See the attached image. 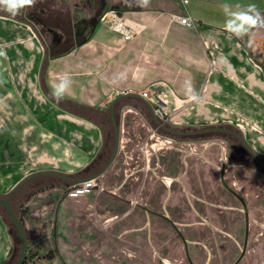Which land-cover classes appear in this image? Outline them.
<instances>
[{
    "label": "crops",
    "instance_id": "1",
    "mask_svg": "<svg viewBox=\"0 0 264 264\" xmlns=\"http://www.w3.org/2000/svg\"><path fill=\"white\" fill-rule=\"evenodd\" d=\"M250 4L264 14V0H150L148 6L135 0H107L92 24L85 21L74 33L75 44L54 56L33 24L0 13V195L7 196L21 181L39 173L82 179L99 172L106 144L103 117H111L113 106L116 114L124 103L125 110L139 111L132 100L145 105L136 96H122L125 93L142 96L148 91L156 96L168 114L165 119L157 117L173 129L236 130L264 162V63L245 44L249 38L264 46V27L242 37L225 30L229 16L223 6L238 11ZM109 10L118 11L132 28L131 40L100 23ZM173 15H189L195 27ZM64 74L72 84L63 102L57 103L51 93ZM198 159L202 197L204 192L229 195L225 187L230 185L219 178L212 185L205 183L202 154ZM238 168L230 171L240 188L253 195L256 221L262 206L255 196L264 183L256 182L258 170ZM240 170L248 174L239 175ZM196 172L189 167L191 176ZM59 175H37L12 195V206L26 227L39 216L30 213L32 199L24 198L28 186L34 180L52 179L58 180L52 190H60L73 182ZM219 201L220 206L227 205ZM14 254V234L0 211V264L10 263Z\"/></svg>",
    "mask_w": 264,
    "mask_h": 264
},
{
    "label": "rangeland",
    "instance_id": "2",
    "mask_svg": "<svg viewBox=\"0 0 264 264\" xmlns=\"http://www.w3.org/2000/svg\"><path fill=\"white\" fill-rule=\"evenodd\" d=\"M70 1L37 0L35 6L26 8L20 15L15 16L36 27L44 43L50 48L51 56L71 48L75 44L74 33H79L80 25L85 21L91 25L107 0H72V4L68 5ZM0 13L6 12L0 10ZM245 44L252 54L264 63V46L259 40L248 38ZM131 102L137 105L139 111L125 110L127 103L117 109L116 117L121 129L120 146L112 164L103 175L96 178L98 186L91 194L68 198L62 191L64 189L52 190L56 187L51 184L58 181L52 179L34 180L28 186L24 198L32 199L30 213H39V216L28 222L27 227L23 224L28 240L24 264H209L210 252L204 249L207 254L204 252L205 260L201 261L199 245L195 242L202 234L207 237L209 246L211 227L173 226L165 217L171 216L172 220L179 223H195L196 213L193 207L190 208L186 203V199L190 202L189 197L185 199L183 192L175 190L179 188V183L173 181L172 176L179 169L182 160L191 159L194 162L200 154L203 157L205 183L212 185L218 180L221 169H229V172L225 173L226 181L245 199L252 218L250 237H259V241L255 240L254 243H262L258 245L257 251L247 253L246 261L250 260V257L260 258L262 248L264 249V234H261L264 233V190L255 196L257 201L261 202L262 209L258 215L259 219L254 222L250 203L253 195L250 196L246 188L241 189L239 184L232 185L235 177L231 171L239 169L240 166L228 158L231 153L245 154L242 151V143L234 135L225 133H214L202 139H177L158 127L144 104L134 100ZM103 120L106 144L97 167L100 170L111 157L116 136L110 115L103 117ZM227 140H230L229 143ZM154 162H165L168 165L156 172H159L160 176L169 177L166 178L169 185L167 190L172 192L167 209L157 207L155 211H150L145 203L148 201L147 194L154 191V179L151 175ZM245 174H248L245 170L239 171V175ZM255 176L258 184L264 183V175L258 173ZM185 182L187 183V179ZM73 183L75 182L69 185ZM157 184L159 186L156 191L162 192L164 186H160L158 182ZM185 188L188 191L191 189L188 183ZM39 191L43 196L37 194ZM227 192L224 191V194ZM225 196L204 192L203 198L209 202L203 203L207 220L211 219L213 212L221 210L211 205H220L219 200L227 205L242 206L232 194ZM180 199L181 205L172 204ZM137 200L139 203H136ZM191 201L194 203L193 197ZM0 211L14 234L15 254L8 264H15L20 253V240L2 205ZM228 211L234 214H227ZM228 211H224V214L231 217L234 215L232 234L238 238L245 231L243 212L236 209ZM235 251L237 252V248Z\"/></svg>",
    "mask_w": 264,
    "mask_h": 264
},
{
    "label": "flooded vegetation",
    "instance_id": "3",
    "mask_svg": "<svg viewBox=\"0 0 264 264\" xmlns=\"http://www.w3.org/2000/svg\"><path fill=\"white\" fill-rule=\"evenodd\" d=\"M159 127V126H158ZM170 127V126H168ZM162 131L165 133H168L170 135H173L174 137H177L179 139L180 137H187L186 135L182 134L183 131L186 130H193V129H173L175 132H171L163 127H159ZM171 128V127H170ZM216 133H225L227 135H232L231 133L227 131H217ZM194 139H202L201 137L194 138ZM230 140H227L229 143ZM243 153L245 154H235L231 153L229 156V160L234 163L237 166H245L251 169L258 170V173L261 175H264V162H261L260 160L258 161L248 150L245 148V150H242ZM212 163V162H210ZM158 164V165H156ZM201 161L198 159V161L190 162L186 160L181 161V165H179V169L177 170L176 173L173 174L172 179L173 181L179 183L177 184V187L175 190L178 192L180 191L183 194V197L188 196L190 202L186 199V203L190 206V208L193 207L195 213H196V220L195 223H179L177 221L172 220L171 216L165 215L167 221L172 224L173 226L175 225H185V226H191V225H208L211 227V236L210 241H209V246L207 245V237L204 235H200L197 237L196 244L199 245V257L201 258L200 260L204 262L205 256L204 255V249H207L210 254H211V262L209 264H264V249L262 248V254L260 258H252L250 257V260L246 261V256L249 251L255 252L257 251V247L259 244H262L259 242L258 244L254 243L255 240L259 241V237L256 238H251L250 237V225H251V217L249 214L248 206L245 201V199L237 193L234 189L231 187H225L230 194L235 196L241 203H242V208H233L229 205H215L211 204L214 207H221L224 209H236L239 210L240 212H243V217H244V224H245V231L243 235H240L238 238L235 237L232 234V231L234 229L235 225V219L234 215L231 217V215H225L223 210H218L216 213L211 214V219L207 220L208 216L206 215V209L203 207V203H209L204 198L202 197V189H201V178H202V173H201ZM106 165V164H105ZM164 167H168V165L165 162L162 163H156L154 162V166L152 168L153 174L152 178L154 179V191L151 193H148L146 198H147V203H145L147 206H149L150 211H155L157 207L167 209V205L169 204V200L171 198V192L169 193L167 190V182L166 178H169L165 175H158L159 172H156V170H161ZM189 167H193V169L197 170L196 176L195 175H190L189 174ZM102 169V168H101ZM224 172L220 173L219 175V180L222 182V176L226 181V176L225 172L228 171V168L224 167L223 168ZM138 172V171H137ZM136 172V173H137ZM187 177L188 180L193 179V182H191L190 191H188L185 186H186V180L183 181ZM137 178V177H136ZM139 179V178H137ZM157 182L161 185L164 186L162 192H157L156 188L159 186ZM186 183V184H185ZM193 184V186H192ZM234 185H237L236 182L233 183ZM224 185V184H223ZM175 192V191H174ZM176 193V192H175ZM191 197L194 198V203L191 201ZM182 200H178L174 203H172L174 206L176 205H181ZM136 203H139V200L136 201ZM186 204V205H187ZM165 205V206H164ZM192 206V207H191ZM246 206L248 214H249V219L247 220L246 217V210L244 208ZM227 214H234L231 212H227ZM256 222V221H254ZM262 235L264 233H261ZM264 240V239H263ZM264 247V243H263ZM237 248V252L235 249ZM250 248V250H248ZM207 254V252H205ZM205 254V255H206ZM237 255V256H235Z\"/></svg>",
    "mask_w": 264,
    "mask_h": 264
},
{
    "label": "water",
    "instance_id": "4",
    "mask_svg": "<svg viewBox=\"0 0 264 264\" xmlns=\"http://www.w3.org/2000/svg\"><path fill=\"white\" fill-rule=\"evenodd\" d=\"M128 95H133L138 97L139 99H141L142 101H144L145 105L148 107V110L150 111V113L152 114V116L154 117V119L156 120L157 124L159 127H163L171 132H175V130H173V128L168 127L165 123H163L156 115L155 111H154V107L153 105L146 99H144L141 95L138 94H131V93H125L122 96H128ZM117 99L114 101L113 105L116 103ZM111 117H112V121L114 124V129H115V144H114V148L111 154L110 159L108 160V162L106 163V165L99 171L97 172L95 175H92L90 177H86V178H76V177H71V176H64V175H59L57 173H39V174H35L32 176L27 177L26 179H24L23 181H21L18 185H16V187H14L12 189V191L7 195V196H1L0 195V205L3 206V208L5 209V211L7 212V214L9 215L11 222L18 234L19 240H20V253H19V257L16 261L15 264H24L25 260H26V256H27V252H28V240H27V235H26V231L24 229V226L18 216V213L16 212V210L14 209V207L12 206L11 203V198L12 195L27 181L31 180L32 178H34L37 175L40 174H54V175H59L61 177H65L73 182H80L83 181L85 179H90V178H98L101 175H103L106 170L109 168V166L112 164V162L114 161L116 154L118 152V148L120 146V126H119V121L118 118L116 117V114L114 113V106L112 107V111H111ZM217 131H227L229 133H231L232 135H234L250 152L251 154L259 161V158L257 157V155L254 153V151L252 150V148L250 147V145L247 143V141L244 139V137L232 130L229 129H224L223 127H205L202 129H193V130H186L183 131L182 134L186 135L187 137L190 138H198V137H204V136H211L214 133H216ZM223 173V172H222ZM222 181L223 183L226 185L225 179L222 176ZM245 210H246V217L247 220L249 219V214L247 211L246 206H244Z\"/></svg>",
    "mask_w": 264,
    "mask_h": 264
},
{
    "label": "clouds",
    "instance_id": "5",
    "mask_svg": "<svg viewBox=\"0 0 264 264\" xmlns=\"http://www.w3.org/2000/svg\"><path fill=\"white\" fill-rule=\"evenodd\" d=\"M140 6H148L150 0H135ZM37 0H0V10L15 17L29 7L35 6ZM229 16L225 24V30L236 37H242L250 30L264 27V14H262L255 4H250L246 8L231 11L228 5L223 6ZM71 78L67 74L59 77V82L54 85L51 93L52 99L59 103L71 88ZM227 162V161H226Z\"/></svg>",
    "mask_w": 264,
    "mask_h": 264
},
{
    "label": "built area",
    "instance_id": "6",
    "mask_svg": "<svg viewBox=\"0 0 264 264\" xmlns=\"http://www.w3.org/2000/svg\"><path fill=\"white\" fill-rule=\"evenodd\" d=\"M185 3L188 0H184ZM174 20L179 21L180 23L193 28L195 27L194 20L189 16H179L173 15ZM100 23L106 24L110 29L120 33L125 40H131L134 37L132 28L127 25L124 18L116 10H109L103 14L100 19ZM142 96L146 98L154 107L156 115L162 119L167 117L166 109L160 100L151 95L148 91H143ZM98 186L95 178L85 179L80 182H75L69 186H66L63 190L64 194L68 198H78L81 196H87Z\"/></svg>",
    "mask_w": 264,
    "mask_h": 264
},
{
    "label": "trees",
    "instance_id": "7",
    "mask_svg": "<svg viewBox=\"0 0 264 264\" xmlns=\"http://www.w3.org/2000/svg\"><path fill=\"white\" fill-rule=\"evenodd\" d=\"M66 52V51H65ZM65 52H61L60 54H64ZM63 101H60L59 103H62ZM93 166V165H92ZM91 168V167H90ZM54 185V184H53Z\"/></svg>",
    "mask_w": 264,
    "mask_h": 264
}]
</instances>
